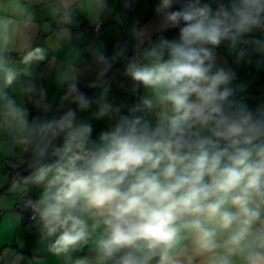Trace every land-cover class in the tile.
<instances>
[{"label":"clouds","instance_id":"1","mask_svg":"<svg viewBox=\"0 0 264 264\" xmlns=\"http://www.w3.org/2000/svg\"><path fill=\"white\" fill-rule=\"evenodd\" d=\"M154 12L155 38L134 27L132 54H116L133 102L110 101L107 86L91 98L73 73L50 117L44 88H26L42 117L10 94L21 73L0 19V139L28 173L9 192L62 264H264V100L217 51L264 64V0H158ZM93 57L89 86L107 85L112 59L99 48ZM94 121L106 125L95 136Z\"/></svg>","mask_w":264,"mask_h":264},{"label":"crops","instance_id":"2","mask_svg":"<svg viewBox=\"0 0 264 264\" xmlns=\"http://www.w3.org/2000/svg\"><path fill=\"white\" fill-rule=\"evenodd\" d=\"M157 2L133 0L132 7L126 8V0H107L108 8L98 11L95 0H0V19L11 21L7 63L21 73L9 89L10 94L29 109L31 117H42L45 114L31 102L26 88L33 84L44 88L47 102L54 105L47 114L50 117L64 94V77L76 73L78 87L89 97H97L100 89L107 86L110 101L133 102L134 97L127 91L130 82L121 75L123 60L116 54L121 50L132 54L136 43L134 27L152 32L155 38L159 23L154 12ZM69 8L72 22L65 23L61 10ZM99 20L103 21L102 28L92 36L90 29ZM164 34L171 37L176 33ZM36 48L43 50L44 59L29 61L28 53ZM97 48L112 59L113 67L106 76L107 85L90 87L96 81L93 51ZM217 51L236 73V82L248 85L253 102L264 100V64H256L259 57L253 56L252 63H236L235 56L224 46ZM89 115L80 113L82 118ZM105 126L102 121H94V136ZM20 153L18 147L0 139V264H16L18 257H22L19 264H62L61 258L49 253L38 240L35 225L26 212L20 211V197L9 192L13 177L4 170L7 160L18 158Z\"/></svg>","mask_w":264,"mask_h":264},{"label":"trees","instance_id":"3","mask_svg":"<svg viewBox=\"0 0 264 264\" xmlns=\"http://www.w3.org/2000/svg\"><path fill=\"white\" fill-rule=\"evenodd\" d=\"M24 160L25 156L23 153H20L18 158L10 157L7 160L4 172L10 177H14L17 172L21 175H27L28 173L24 171Z\"/></svg>","mask_w":264,"mask_h":264},{"label":"built area","instance_id":"4","mask_svg":"<svg viewBox=\"0 0 264 264\" xmlns=\"http://www.w3.org/2000/svg\"><path fill=\"white\" fill-rule=\"evenodd\" d=\"M103 25V21L99 20L97 23H95L92 27H91V34L92 36L96 35L102 28ZM27 213V212H26ZM27 216L29 218V214L27 213Z\"/></svg>","mask_w":264,"mask_h":264}]
</instances>
